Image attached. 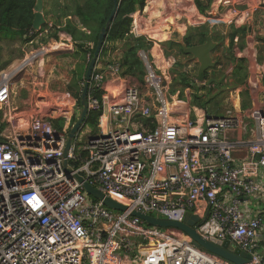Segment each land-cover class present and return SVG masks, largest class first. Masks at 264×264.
<instances>
[{"label": "built area", "instance_id": "obj_1", "mask_svg": "<svg viewBox=\"0 0 264 264\" xmlns=\"http://www.w3.org/2000/svg\"><path fill=\"white\" fill-rule=\"evenodd\" d=\"M250 1L246 8L237 6ZM219 3L229 14L206 18L213 26L245 23L263 4ZM131 16V32L141 33L139 14ZM66 39L40 44L0 71V107H6L12 130L5 139L0 132V264H233L197 246L180 228L149 225L135 210L179 221L188 212H202L200 234L253 250L252 263L264 264L257 239L264 210L250 216L246 204L264 199V108L175 120L168 80L155 56L140 50L146 91L107 87L105 79L116 78L120 65L95 66L87 102L89 111L101 113L99 131L91 134L83 126L87 138L80 151L77 133L67 169L68 137L52 122L66 101L57 99L58 105L29 119L10 107L16 79L50 50L68 49ZM153 115L155 125L141 121ZM80 175L127 209L114 213L103 200H92Z\"/></svg>", "mask_w": 264, "mask_h": 264}, {"label": "crops", "instance_id": "obj_2", "mask_svg": "<svg viewBox=\"0 0 264 264\" xmlns=\"http://www.w3.org/2000/svg\"><path fill=\"white\" fill-rule=\"evenodd\" d=\"M48 1L50 0H45V9L43 11L47 20L50 18V16L46 15L47 7H49ZM217 1L219 0H190L188 7L193 5L198 14L197 11L184 10L185 16L187 17V14L189 16L187 17V23L190 27L186 25L184 33L179 31L183 36L177 38L173 37L176 27H174V20L171 21L170 16H168L169 14L162 10V17H149L146 11L149 0H147V5L143 11L138 10L136 12L139 14L140 31L143 33L135 35L144 40L148 36L152 39V41L148 40L151 43L149 48L155 56L157 68L161 70H159L160 74L168 80V100L174 112L173 118L175 120L182 121L187 118H196L199 114L211 112L224 116L227 114L228 109L235 111L236 114L245 115L251 108H264V0H256L263 4L245 23H233L230 25L222 23L213 26L206 19L207 16L229 14V8L221 7L220 3L216 5ZM252 2H240L239 4L237 3V6L246 8ZM144 16L146 19H150V23L144 22ZM192 18L194 20L193 23L191 22ZM167 21L170 22V25ZM159 24L163 26L168 24V28L171 31L169 38L166 37L167 39L161 40L154 38L155 36L151 31L156 29ZM209 35L212 36L213 41L216 43L211 53L216 61V66L210 67L206 71L205 80L201 82L196 78L200 67L198 59L194 58L192 54L185 53L186 61L179 60L180 56L177 57L181 54L178 53L179 44L182 45L184 51V45H187L186 40L194 41L195 44L192 45L203 44L206 41L202 40L203 36L207 39ZM130 38L131 35L125 40L110 42L101 53L98 65L102 69H106L108 63L120 65V72L116 78L112 74H108L105 79L107 87L116 86V84L120 88H124L127 85H135L142 91H146L144 66L142 68L143 73L139 76L128 72L125 64V51ZM46 40H48L47 33L36 37L32 43H28L23 36L19 35L16 38L7 37L3 39L0 36V70L10 69L12 64L17 63L26 50L34 48ZM172 43L174 46H172ZM175 43L178 45L176 46ZM161 44L167 45L165 47L166 52H164ZM47 46L52 48L51 45ZM138 52L137 56L142 63ZM60 55L66 56L60 57ZM81 55L78 48L73 51L70 46L66 50H50L44 61L20 75L13 83L11 89L12 99L10 101L11 109L15 113H19V117L24 115L26 119H29L34 113L43 112L44 109L51 108L53 103L58 105L57 99L62 103L66 101L63 105L64 107L60 110L69 108L70 111L68 113L55 112L52 113V116L54 117L53 119L64 117L66 122L63 130L68 131L72 124L73 116H77L78 119L80 111L78 98L76 97L77 92L72 90L71 84L76 80L81 89V84L85 77L84 75L83 78H80V75L84 73L85 65ZM166 59H169L172 64ZM74 70L76 71L74 72ZM105 71L106 73L108 72L107 70ZM213 75H216L219 84L210 86L213 80L211 76ZM183 76L184 78H182ZM185 79H188V81H184ZM215 86L221 92L218 94L217 90H212L210 91L211 96H218L217 99L219 101L215 103L212 100L208 106H205L204 102L210 101V94H207V91L214 89ZM221 97H223L222 100ZM120 99L121 96L118 98L111 96V100ZM213 108H219V110H212ZM155 110L154 108V113ZM6 111V107H0V132L3 131L1 137L4 139L12 134V130L9 128L8 114H5ZM107 117L105 115V118ZM141 121L145 122L146 125L153 126L156 123V117L153 115L148 119L142 118ZM86 126H88L91 134L95 132L92 126L88 124ZM96 131H99V127ZM243 137L247 138L248 134H244ZM260 198L250 199L246 202L247 212L250 216H255L257 211L264 210V199L261 198L263 201H258ZM200 221L203 222V220ZM257 239L259 243L258 250L264 252V226Z\"/></svg>", "mask_w": 264, "mask_h": 264}, {"label": "trees", "instance_id": "obj_3", "mask_svg": "<svg viewBox=\"0 0 264 264\" xmlns=\"http://www.w3.org/2000/svg\"><path fill=\"white\" fill-rule=\"evenodd\" d=\"M190 0H163L160 5V9L157 10L153 17L161 16L162 10L169 14L171 21L173 20V15L179 14L181 11L191 10L196 12L195 7L191 5L188 7ZM37 0H0V35L3 32L14 31L19 36L25 35L29 30L33 29V20L35 18L34 7ZM147 0H121L120 6L118 8L117 14L107 33V40L117 41L125 40L130 36L129 31L132 24V19L130 14L137 10H144ZM59 5L58 9H55L52 13V17L55 20L56 24H60L63 19H65V30L68 31L77 42V48L79 53H81L84 65V73L80 75V78H83L86 75L87 68L89 65V59L93 57L94 52L97 47V41L102 27H104L109 19V16L114 8V0H70V2L56 4ZM49 13V11H48ZM72 16V18H69ZM152 17V18H153ZM168 22V21H167ZM170 23V22H169ZM167 27V25H165ZM90 31V33L88 32ZM154 36H158L161 39H166V34H161L156 31ZM133 39V41H131ZM203 41L205 36H203ZM187 46L195 44L192 40H186ZM93 44V46L91 45ZM177 46L178 44L175 43ZM172 46L174 44L172 43ZM148 49L149 45L146 40L141 37L131 36L130 42L127 45L125 51V64L127 66L128 72L133 74H142V64L137 56L139 49ZM180 55H185L182 45L179 44ZM178 55V56H180ZM184 78V76L182 77ZM213 78L210 86L219 84L216 75L211 76ZM184 81H188L185 79ZM212 90H217L218 88L211 89L207 91V94H210V101L204 102L205 106H208L212 100L215 103H218V96H211ZM78 98L79 106L80 95L79 91L76 94ZM223 97H221V100ZM201 103V101H200ZM212 110H219V108H213ZM211 110V111H212ZM70 109L59 110L57 113L69 112ZM209 115L219 116L216 112L208 113ZM99 118V113L96 111H91L87 117V124L92 127H97ZM66 119L64 117H58L52 119L54 125L63 130ZM77 121V116H73L72 124L70 128L64 132H69Z\"/></svg>", "mask_w": 264, "mask_h": 264}, {"label": "water", "instance_id": "obj_4", "mask_svg": "<svg viewBox=\"0 0 264 264\" xmlns=\"http://www.w3.org/2000/svg\"><path fill=\"white\" fill-rule=\"evenodd\" d=\"M120 3H121L120 0H114V8L109 16L106 25L102 27L100 31L96 50L88 65V69L86 72V82L80 98V102H81L80 113L77 121L75 122L74 126L71 128L69 132L68 141L65 148V158H66L65 166L67 167V169H69L67 155L72 145V140L75 137L76 133L81 128V126L86 123L87 116L89 114L87 96H88L89 83H90L92 71L94 69L96 59L102 50L103 43L107 36L111 22L113 21V19L117 14ZM43 9H44V0H37L35 6V18L33 20V27L35 29H39L40 26L43 25L46 21L43 15ZM205 40L206 41L203 44L191 45V46L184 45L185 53L192 54L193 57L197 58L200 63V67L198 73L196 74V78L201 82L205 80L206 71L210 67L216 66V61L213 59V56L211 54L216 46V43L213 41L214 39H212L211 35L207 36V39ZM79 180L83 182L84 187L91 195H93L96 199L103 200L108 207L119 209L121 211L127 209L126 205L121 204L118 201L111 198L110 196L105 195L102 191L95 188L92 184L86 181L81 175L79 176ZM133 215L143 219L145 222H147L150 225L159 226V227L180 228L193 238V241L197 246L207 251H210L211 253L216 254L234 264H253L251 260L253 250H251V252L245 251L241 247H239L235 242L229 239L221 240V239H217L216 237L207 239L198 232L197 225L199 224V222H201L200 219L201 220L206 219V215L203 214L202 212H197L194 214L188 212L185 218L183 219V221L173 220L168 218H160L137 210L133 212Z\"/></svg>", "mask_w": 264, "mask_h": 264}, {"label": "clouds", "instance_id": "obj_5", "mask_svg": "<svg viewBox=\"0 0 264 264\" xmlns=\"http://www.w3.org/2000/svg\"><path fill=\"white\" fill-rule=\"evenodd\" d=\"M121 1V0H120ZM37 3V2H36ZM44 5H45V0H44ZM146 5H147V2H146ZM36 6V5H35ZM146 7V6H145ZM44 9H45V7H44ZM44 9H43V11H44ZM138 11V10H137ZM137 11H135V12H133V13H131L130 14V17H131V19H132V23H133V18H132V14H134V13H136ZM34 12H35V7H34ZM48 12V11H47ZM43 15H44V13H43ZM46 15H48L49 16V13L47 14L46 13ZM44 18H45V16H44ZM72 18V17H71ZM45 23L43 24V25H41L40 26V28L39 29H35L34 27H33V29H31V30H29L25 35H23V37H24V40L25 41H27L28 43H32L33 41H34V39L36 38V37H38V36H40V35H43L44 33H47V37H48V40H46L44 43H49V42H52V41H60L61 40V38H66V37H68L66 40H67V42L69 43V46L71 47V49L74 51H76V48H77V42L74 40V38H73V36L68 32V31H66L65 30V19H63V21L60 23V24H56L55 23V20L54 21H51L50 20V18H49V20H47L46 18H45ZM131 29H132V24H131V28H130V31H129V33L128 34H130L131 36H135L136 37V35H135V33H132L131 32ZM31 31H33L34 33H33V35H31L30 36V33H31ZM89 33H90V31H88ZM141 33H143L142 31H140ZM59 35H61V36H59ZM139 37V36H138ZM148 40H150V41H152V39L148 36L147 37V39H146V42H147V44L148 45H151V43H149L148 42ZM118 41V40H117ZM110 42H116V41H109V40H107V36H106V38H105V41H104V43H103V47H102V50H101V52H100V54H99V56L97 57V59H96V63H95V66H97V64H98V61H99V58H100V56H101V53L103 52V50H104V48L105 47H107L108 45H109V43ZM44 43H42V44H44ZM40 44H38L37 46H39ZM92 46H93V44H91ZM36 46V47H37ZM32 49V48H31ZM31 49H29V50H31ZM29 50H26V51H29ZM140 50H146V51H149L150 53H151V51H150V48H148V49H139V51ZM25 51V52H26ZM25 52H24V54H25ZM24 56V55H23ZM22 56V57H23ZM21 57V58H22ZM92 58V57H91ZM91 58L89 59V62H90V60H91ZM142 63H143V61H142ZM14 64V63H13ZM12 64V65H13ZM95 66H94V68H95ZM143 66H144V64H143ZM88 69V68H87ZM0 71H2V70H0ZM93 71H94V69H93ZM93 71H92V74H93ZM144 71H145V69H144ZM145 75V74H144ZM91 78H92V75H91ZM85 82H86V75H85V77L83 78V81H82V84H81V89H80V92L82 93V90H83V88H84V85H85ZM90 82H91V79H90ZM89 87H90V83H89ZM88 93H89V90H88ZM80 98H81V96H80ZM87 98H88V96H87ZM81 103V102H80ZM88 103V102H87ZM80 109H81V107H80ZM88 109H89V107H88ZM91 111H89V113H90ZM96 112H98L99 113V117H100V115H101V113L99 112V111H96ZM79 113H80V111H79ZM89 115V114H88ZM79 116V115H78ZM88 117V116H87ZM144 119H148V118H144ZM143 122V121H142ZM143 123H145V122H143ZM54 124V123H53ZM98 124H99V118H98ZM98 124H97V127H95V128H98ZM85 125H87V121H86V123L84 124V125H82L81 126V128L79 129V131L83 128V126H85ZM90 126V125H89ZM56 127V126H55ZM78 131V132H79ZM64 132V131H63ZM70 132V131H69ZM69 132H65L66 134H67V137H68V135H69ZM77 132V133H78ZM97 131H95V132H93V133H96ZM77 133H76V135H77ZM76 135H75V137H76ZM75 137L73 138V140L75 139ZM73 140H72V143H73ZM67 141H68V139H67ZM69 152V151H68ZM67 157H68V155H67ZM69 163V162H68ZM87 181V180H86ZM89 182V181H88ZM90 183V182H89ZM84 185V184H83ZM96 188V187H95ZM86 189V188H85ZM107 206V205H106ZM110 208V207H109ZM111 209H114V208H111ZM150 225V224H149ZM165 228H169V227H165ZM188 234V233H187ZM193 239V238H192ZM205 250V249H204ZM209 252V251H208ZM211 253V252H210ZM216 255V254H215ZM228 261V260H227ZM230 262V261H229ZM232 263V262H231ZM234 264V263H233Z\"/></svg>", "mask_w": 264, "mask_h": 264}, {"label": "rangeland", "instance_id": "obj_6", "mask_svg": "<svg viewBox=\"0 0 264 264\" xmlns=\"http://www.w3.org/2000/svg\"><path fill=\"white\" fill-rule=\"evenodd\" d=\"M60 1V3H66V2H70V0H50V1H48L49 2V7H47V11H49V16H50V20L51 21H54V18L52 17V13H53V11L55 10V9H58V7H59V5H56L58 2ZM218 3V4H217ZM217 3H216V5H219V1H217ZM221 7H224V6H221ZM196 10V9H195ZM197 11V10H196ZM48 13V12H47ZM187 14V13H186ZM197 14H198V11H197ZM169 16V15H168ZM176 16H177V18H176ZM212 16H214V15H212ZM72 16H70L69 18H71ZM187 17H189L188 16V14H187ZM187 17L185 16V12L184 11H182L180 14H177V15H173V20H174V27H176L175 28V31H174V33H173V37H182L183 35L181 34V33H184V31H185V26L187 25V27H190V25L187 23L188 22V19H187ZM209 16H207L206 18H208ZM144 18L145 19H143L144 20V22H146V23H150V19H146V17L144 16ZM162 21V20H161ZM191 22L193 23L194 22V20H193V18L191 19ZM168 24H169V22H167ZM168 24H166L167 25V27H165V26H163L162 24H159L158 25V27L156 28V29H154V30H152L151 32H152V34L154 35L155 33H156V31H158V32H160L161 34H166L167 35V38H169L170 36H171V31H170V29L168 28ZM170 25V24H169ZM181 33H180V32ZM154 32V33H153ZM17 33H15L14 31H8V32H3L0 36L2 37V39L3 38H7V37H9V38H13V37H17V35H16ZM169 35V36H168ZM155 39H157V40H161V38L160 37H154ZM166 38V39H167ZM160 43H162V42H160ZM167 45H163V44H161V47L164 49V52H166L165 51V47H166ZM66 55H60V57H65ZM168 57V56H167ZM177 57H179V56H177ZM186 57H184V55H180V57H179V60H181V61H186V59H185ZM172 60H174L173 58H171ZM142 64V67H143V63H141ZM223 68H225V67H223ZM226 69V68H225ZM160 69L158 68V72L160 73V71H159ZM76 70H74V72H75ZM139 76H141L142 74H138ZM71 88H72V90H75L77 93L79 92V90H80V87H79V85H78V83H77V81L76 80H74L73 82H72V84H71ZM172 90H174V88H172ZM81 96V95H80ZM53 110V109H52ZM136 123H134L133 124V128H135V127H139V126H137V125H135ZM254 126V123L253 122H251V124H250V126H249V128H251V127H253ZM93 128V130L94 131H96L97 130V128H94V127H92ZM81 133H82V135H81V137H80V139H78V147H79V150L78 151H80L81 150V148H82V145L85 143V141H86V138H87V136H86V133H85V129H84V127L81 129ZM89 197L92 199V200H94V199H96L93 195H89ZM258 201H263L261 198H260V200H258ZM111 211L112 212H114V213H121L122 211L121 210H119V209H111Z\"/></svg>", "mask_w": 264, "mask_h": 264}, {"label": "bare ground", "instance_id": "obj_7", "mask_svg": "<svg viewBox=\"0 0 264 264\" xmlns=\"http://www.w3.org/2000/svg\"><path fill=\"white\" fill-rule=\"evenodd\" d=\"M163 0H149V5L146 8L149 17L152 18L154 13L160 9L161 2ZM69 109V108H68ZM65 110V109H63Z\"/></svg>", "mask_w": 264, "mask_h": 264}]
</instances>
